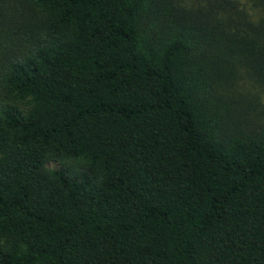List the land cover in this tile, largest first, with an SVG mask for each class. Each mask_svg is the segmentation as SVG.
Returning <instances> with one entry per match:
<instances>
[{
	"label": "trees",
	"instance_id": "1",
	"mask_svg": "<svg viewBox=\"0 0 264 264\" xmlns=\"http://www.w3.org/2000/svg\"><path fill=\"white\" fill-rule=\"evenodd\" d=\"M0 264H264V0H0Z\"/></svg>",
	"mask_w": 264,
	"mask_h": 264
}]
</instances>
